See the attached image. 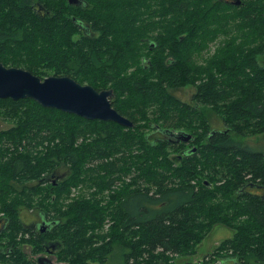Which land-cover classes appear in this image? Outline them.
<instances>
[{
    "label": "trees",
    "instance_id": "obj_1",
    "mask_svg": "<svg viewBox=\"0 0 264 264\" xmlns=\"http://www.w3.org/2000/svg\"><path fill=\"white\" fill-rule=\"evenodd\" d=\"M234 1L0 0L4 66L111 89V106L133 123L0 98L10 122L0 129L1 262L38 264L32 254L53 250L60 264H175L221 224L234 232L217 256L264 264V197L241 191L264 185V150L241 139L264 132V0ZM188 84L186 102L173 92ZM122 175L127 184L102 203ZM197 175L208 180L195 186ZM80 183L99 191L65 203ZM30 208L38 232L21 217Z\"/></svg>",
    "mask_w": 264,
    "mask_h": 264
},
{
    "label": "water",
    "instance_id": "obj_2",
    "mask_svg": "<svg viewBox=\"0 0 264 264\" xmlns=\"http://www.w3.org/2000/svg\"><path fill=\"white\" fill-rule=\"evenodd\" d=\"M68 2L77 4L80 0ZM234 3L239 4L240 0H235ZM111 96V89L96 90L69 76L50 75L40 79L28 70L7 67L0 62V98L30 97L45 107L75 113L87 119L111 120L123 126H131L133 123L111 106ZM177 137L187 141L191 135L180 132ZM47 226V222L43 220L38 224L41 231L46 230ZM54 245L55 243H50V246Z\"/></svg>",
    "mask_w": 264,
    "mask_h": 264
},
{
    "label": "rangeland",
    "instance_id": "obj_3",
    "mask_svg": "<svg viewBox=\"0 0 264 264\" xmlns=\"http://www.w3.org/2000/svg\"><path fill=\"white\" fill-rule=\"evenodd\" d=\"M150 34L156 35L155 32H152ZM228 35L229 37L231 36V31L230 33H228ZM219 37L220 38L225 37V35H220ZM221 45H222V42H220V39L214 42H209L207 46H204V48L201 49L200 56L198 57H196V55L194 56V59H195L194 61L197 63H200L202 58L209 57L215 51L217 46L219 47ZM257 59L259 63L264 64V54L259 55ZM194 91H195V87L191 84H188L183 87H180L173 93L175 94V96H177L181 100L188 102L190 98L192 97V94ZM210 122H211L212 127L215 129H222L224 127L223 121L219 119L217 115L212 114L210 116ZM9 126H10V122L3 121L0 119V129H5V128H8ZM241 139L246 140V142H248L249 145H253L254 147L258 149L264 148V132H260V133L250 135L247 137H241ZM192 145H196V144L192 143ZM192 145L186 144V147L192 146ZM170 157H172V154H170ZM65 168H66V171H68V168L67 167ZM57 174H58V177H63L66 175L64 170H59ZM199 179H200V183H198ZM204 180L206 181L208 180V178L205 177L204 175H199V176L197 175V177L196 176L192 177L190 182L195 186H199L201 182H203ZM128 181H129V175H122L120 176V178H115L114 181L111 183L110 187H108L107 189H104L102 193L100 192L102 203L111 199V197L115 195L113 194L114 193L113 191L119 189L121 185L123 186L126 185ZM221 182H216V183H221ZM94 191H99V190H97L96 187H94L93 185L87 186L85 184L80 183L71 188V191L68 197L64 200V202L67 203L68 201H70V198L74 197L75 195H80L85 198H88L89 194L93 193ZM38 200H39L38 197H35L32 203L35 204L37 203ZM20 207H25V205H21ZM32 214H34V210L30 208L29 210H23L21 217L23 218V221L27 224L29 222H33L32 220L34 219L38 221L39 219L36 216L33 217ZM1 215H3L2 211H0V216ZM108 225H109L108 221H105L104 226H103L104 230L107 229ZM233 232L234 231L232 229H230L229 227L225 225L214 224L211 231L196 246L195 254L190 255V256H182V257L176 256V258L174 259V263L184 264L185 262L190 261L192 263H198V264H212L213 260L217 259V261H220L222 259L219 264H228V259H225V258L223 259V258H220V256H217V255L222 256L224 254V251H220L217 248L219 247L220 242L225 238L231 237L233 235ZM16 247L20 250L25 249V251L27 252L30 249V246L27 245L26 243H21L20 245H17ZM43 256H46V254H43ZM0 264H4V262L0 261ZM247 264H250V263H247Z\"/></svg>",
    "mask_w": 264,
    "mask_h": 264
},
{
    "label": "flooded vegetation",
    "instance_id": "obj_4",
    "mask_svg": "<svg viewBox=\"0 0 264 264\" xmlns=\"http://www.w3.org/2000/svg\"><path fill=\"white\" fill-rule=\"evenodd\" d=\"M191 139H192V137H190L189 140L185 141V144H189ZM191 149L193 152H195L196 151V145H192ZM262 150H264V148H262ZM241 188H242L241 191H243L244 189L254 191L257 195L264 197V185H255V184L250 183L249 185H244ZM32 216L34 217L35 215L33 214ZM32 221L33 222H31L27 226L30 227V229L32 231L38 232L36 230V220L34 219ZM8 251H11V250L8 249ZM44 254H46V256H43V253L39 252V253L32 254L31 257L35 258L38 264H60V263L56 262V257H55L53 250H46V252ZM225 259H228V264H230V263L233 264L232 260L230 258H225ZM220 261H217L214 264H219Z\"/></svg>",
    "mask_w": 264,
    "mask_h": 264
}]
</instances>
